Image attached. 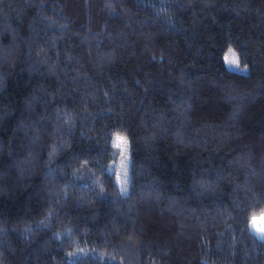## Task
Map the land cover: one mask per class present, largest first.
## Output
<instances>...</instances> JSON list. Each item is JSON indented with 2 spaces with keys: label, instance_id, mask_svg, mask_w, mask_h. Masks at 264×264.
Listing matches in <instances>:
<instances>
[{
  "label": "trees",
  "instance_id": "1",
  "mask_svg": "<svg viewBox=\"0 0 264 264\" xmlns=\"http://www.w3.org/2000/svg\"><path fill=\"white\" fill-rule=\"evenodd\" d=\"M262 214L264 0H0V264H264Z\"/></svg>",
  "mask_w": 264,
  "mask_h": 264
},
{
  "label": "rangeland",
  "instance_id": "2",
  "mask_svg": "<svg viewBox=\"0 0 264 264\" xmlns=\"http://www.w3.org/2000/svg\"><path fill=\"white\" fill-rule=\"evenodd\" d=\"M231 69H234L236 71H241L239 69V67L235 66V67H231ZM119 143L120 146H117V144ZM115 144L116 146L118 147L119 151H120V158H119V161H118V168H123L126 164V156H127V151H128V145H127V142L125 140H122L121 141H118L117 138L115 139ZM250 226H251V229L252 231H254V233L258 236V237H264V233H260L258 231H256L253 227H252V224L250 222Z\"/></svg>",
  "mask_w": 264,
  "mask_h": 264
},
{
  "label": "snow or ice",
  "instance_id": "3",
  "mask_svg": "<svg viewBox=\"0 0 264 264\" xmlns=\"http://www.w3.org/2000/svg\"><path fill=\"white\" fill-rule=\"evenodd\" d=\"M224 59H225L226 63H228L229 65L238 64V59L235 58V54H233V57L231 59L228 56H225ZM121 139L122 138L117 137L118 141H121ZM117 146H120L119 143L117 144ZM251 224H252V227L256 231H258L260 233H264V214H262L259 217L253 216L252 220H251Z\"/></svg>",
  "mask_w": 264,
  "mask_h": 264
}]
</instances>
